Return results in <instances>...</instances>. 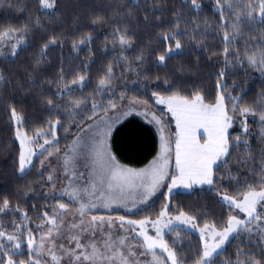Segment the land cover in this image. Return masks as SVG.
<instances>
[{"label": "snow or ice", "instance_id": "obj_1", "mask_svg": "<svg viewBox=\"0 0 264 264\" xmlns=\"http://www.w3.org/2000/svg\"><path fill=\"white\" fill-rule=\"evenodd\" d=\"M187 2L191 3L194 10L203 7L198 0H186ZM37 3L42 11L49 10L51 15L56 14V0H37ZM160 3L162 0H153L152 3L144 0V4L153 14ZM140 7V0H129L128 8L117 15L128 20L135 19L132 9ZM20 10L23 11V8ZM214 11L220 17L224 43L221 55L225 69L233 64L243 66L246 62L248 66L264 74V37L251 45V51L245 47L243 54L238 47H233L235 41L244 35L242 25H247L253 30L256 24L264 25V0H215ZM102 19L104 18L97 16L93 23H99ZM181 20L182 17H178L173 22L175 31L158 37L167 44L164 54L157 57L160 65H164L166 59L174 54H182L183 45L177 36L186 33L180 31ZM143 21L150 22L148 14L143 16ZM36 27L40 25L37 23ZM198 27L197 25V29ZM30 30L27 24L19 28L0 27V58H11L10 63H16L22 46L27 43ZM113 39L118 41L122 48L132 47L126 27L123 30L118 28ZM91 40V35H85L74 41L72 47L79 50L81 45H86ZM55 46L62 44L60 39L53 35L42 45L40 55L34 61L33 71L39 68L48 50ZM124 59L128 70L131 71V63ZM135 59L143 63L144 57L139 55ZM217 75L220 78L217 81V89L220 91L217 92L215 103H205L204 95L199 91L191 96L178 91L167 96L155 91L151 93L155 103L166 105L168 113L175 120V141L173 147L172 142L161 134L160 155L148 168L140 170L121 165L108 142L113 125L119 119H113L108 113L114 112L119 106L111 96L107 98V102L99 97L105 96L109 91L115 95L112 81L116 76L112 65L108 66L106 73L99 79L95 94L85 97H72L77 87L84 86L85 75L77 74L70 83L61 75L60 79L64 84L56 95L69 98L60 111L66 112L67 118L72 120L76 127H80L85 119L92 121L81 128L80 134L73 138L62 154L56 134V128L63 127L59 118L49 120L46 128L37 129L33 135H29L23 130V114L18 112L15 106L9 105L11 119L17 125L15 138L20 147L17 171L24 174L30 167H35L33 157L37 156L39 150L40 155L47 152V157L39 161L42 169L45 168L48 157H62V175L66 183L63 189L56 191V181L59 177L54 178L53 171L47 175V182L52 190L44 193V196L56 200L57 203L51 212L45 209L41 213V222L37 224L39 242L33 235V230L24 223L30 220L28 213L18 205L14 207L7 197L0 200V214L20 215L19 222H10L12 231H8L0 223V264H188L180 258L174 247L175 242L170 245L164 236L165 230L169 233L178 231V225L197 229V218L194 215L181 210L177 215L171 216L169 202L164 203L155 219L146 217L126 220L124 216L113 218L92 212L99 208L110 210L114 204L120 206L133 196L134 191L139 192L140 203H145L161 187H166L170 196L179 186L191 189L194 185L214 186L220 182L223 187V181H235L240 185L228 165L232 152L241 147L245 148L246 152L236 161L238 170L247 169L259 179L251 182L245 179L241 185L242 190L237 191L236 195L217 192L228 206L229 213L222 226L218 227L215 222H205L198 228L202 247L191 264H215L216 258L230 238L246 239L247 245L239 248L235 261L228 260L225 264H264V156L259 158V166L256 167L257 158L252 155L253 150L249 142L242 140L240 135L233 137L229 133L234 117L239 115L244 118L241 122L242 134L251 135L247 118L253 117L258 118L261 128L259 135L264 139V96L260 98V102L251 106L243 105L241 96H233L227 92V85L223 83L225 70H220ZM5 80L4 70L0 68V85H3ZM16 83L19 86V82ZM119 100L127 101V111L122 112L123 116L131 115L136 105L148 103L135 98L128 99L126 93H121ZM226 100L232 103L226 105ZM46 104L50 110L57 107L52 99H47ZM88 112L90 114L85 116ZM101 112L104 113L103 116L100 115ZM137 114L146 115L147 111ZM76 117H79V121ZM152 121L160 126L163 133V122L154 114ZM71 127L70 124L64 131L67 133ZM49 135L51 139L46 138ZM41 139L43 143H39ZM33 145L37 146L35 150ZM173 156L176 174L170 176L168 168ZM80 167L85 171H80ZM218 172L223 175L217 176ZM166 179H170V185L164 184ZM64 197H67V202H61ZM233 210H236L237 214H233ZM239 213H242L243 217ZM66 216L68 219H65ZM115 228L119 229L117 234L113 232ZM149 228L154 234H149ZM25 248L26 252H23L22 249ZM157 249L166 255H158ZM254 249L259 251V256ZM149 255L151 260L141 259Z\"/></svg>", "mask_w": 264, "mask_h": 264}, {"label": "trees", "instance_id": "obj_2", "mask_svg": "<svg viewBox=\"0 0 264 264\" xmlns=\"http://www.w3.org/2000/svg\"><path fill=\"white\" fill-rule=\"evenodd\" d=\"M152 2L153 0H149V3ZM198 3L202 4V9L194 10L186 0H162L153 14L144 4V0H140L141 7L132 9L135 19L128 20L117 13L128 8L129 0H56L55 15H51L49 10L42 11L37 0H0V27L19 28L27 24L31 29L16 63H10L11 58H0V68L6 76L5 82L0 85V200L7 197L14 207L18 205L28 213L30 220L24 223L33 230L36 238L39 237L37 224L41 222L42 211L47 209L51 212L57 201L44 196V193L51 191V186L47 182V175L41 170L39 155L33 158L35 167H30L24 174L17 171L20 147L15 138L16 127L10 116L9 105L15 106L17 111L23 114V130L29 135H33L37 129L46 128L49 120L59 118L63 127L56 128L58 147L64 149L77 131L90 120L85 119L80 127H76L72 120L67 118L68 114L60 111L69 98L56 95L63 88L61 75L69 83L77 74L85 75L84 86L77 87L72 94L73 98L85 97L95 94L99 79L106 73L108 66L112 65L116 76L112 81L115 95L109 91L99 99L107 102V98L111 96L115 102H120L119 95L126 93L128 98L147 101L156 108L154 97L151 95L153 91L160 95H170L178 91L188 96L199 91L206 101H213L220 91L217 89V81L220 79L217 73L224 69L226 75L223 83L227 85V92L233 96H241L243 105L251 106L260 102V98L264 96V74L248 66L246 62L243 66L233 64L225 69L221 55L224 48L222 28L219 14L214 11L215 0H198ZM145 14L149 15L148 23L143 21ZM97 16L104 19L94 24L93 20ZM178 17H182L180 31L186 33L177 36L183 45L182 54H174L166 59L164 65H160L157 57L164 54L167 44L158 37L175 31L173 22ZM37 23L40 27H36ZM125 27L130 34L131 48H122L118 41L113 39L116 30H123ZM241 27L244 35L235 41L233 47H238L243 54L245 47L251 51V45L264 37V25H254L255 30L247 25ZM53 35L60 39L62 46L51 47L39 68L33 71L34 61L39 57L42 45ZM85 35H91V42L81 45L79 50H74L73 42ZM139 55H143V63L135 59ZM124 58L131 63V71L128 70ZM47 99H52L57 105L55 110L48 108ZM225 103L230 105L232 101L226 100ZM229 112L231 115L230 108ZM89 114L90 112L84 115ZM102 114L103 112L100 113ZM243 119L236 115L229 133L233 137L240 135L242 140L249 142L253 150L252 155L257 158L255 166L258 167L259 158L264 156V139L259 135L260 124L258 118L248 117L251 135H243ZM76 120L79 121V117H76ZM70 124L72 127L66 133L64 129ZM46 138L51 139V136ZM109 138L116 157L130 165L144 164L157 150L158 141L154 126L135 114L122 115L113 125ZM42 141L43 139L39 143ZM245 152L243 147L236 148L228 165L240 185L235 181H223V187L218 182L214 186L175 190L168 197L164 188L147 206L140 209L138 215L154 216L165 202H169V213L183 210L194 215L199 224L215 222L218 227L222 226L229 209L217 192L236 195L237 191L242 190L241 185L245 179L249 182L259 179L247 169L238 170L236 161ZM221 175L222 172L217 173V176ZM61 202H67V199L64 197ZM233 214H237L236 210H233ZM13 220L19 222V213L0 214V223L8 231H12L10 222ZM177 228L178 231L166 232L165 240L170 245L175 242L174 247L180 258L191 264L201 250L202 241L191 230ZM24 231L26 233V230ZM246 245V239L230 238L216 258L215 264L235 261L236 252ZM245 250L247 251L246 247ZM22 251L26 252V248ZM254 251L259 256V251Z\"/></svg>", "mask_w": 264, "mask_h": 264}, {"label": "rangeland", "instance_id": "obj_3", "mask_svg": "<svg viewBox=\"0 0 264 264\" xmlns=\"http://www.w3.org/2000/svg\"><path fill=\"white\" fill-rule=\"evenodd\" d=\"M216 95H215V98H214L213 101H206L205 100V103H209V104L215 103ZM165 96H167V95H165ZM128 99H133V98H128ZM154 100H155V98H154ZM116 103L118 104L119 107L114 112H109L108 113V115L110 117H112L113 119H116L117 117L120 118L122 116V112L127 111V107H126L127 101H120V102H116ZM145 110L147 111L146 115L145 114H137V113H144ZM132 114L137 115L141 119L145 120L146 122L151 123L154 126V128L156 130V134H157V141H158L156 153L153 155V157H151L147 162H145L142 165H130V164H127V163H123L117 157L116 158H117V160L119 161V163L121 165H124V166H126L128 168H132V169H135V170H140V169L148 168L152 164V162L157 158V156L160 155L161 134H163V136L167 137L172 142L173 147H174L175 132H176L175 120L171 117V114L168 113L166 105H157L156 104V108H153L148 103H147V105H136L135 106V111ZM153 114L163 122V133H161V131H160V126L157 125L154 121H152V115ZM229 114H230V112H229ZM103 115H104V113L101 116H103ZM90 123H92V121H89L86 125L83 126V128L86 127ZM15 127L17 128L16 124H15ZM80 132H81V129L79 131H77V133L70 139V141L67 144V146L71 144L73 138L76 135L80 134ZM201 133H202V130H201ZM108 142L110 144V138H109ZM18 143H19V141H18ZM42 143H43V141H42ZM67 146L64 149H60V153L61 154L66 151ZM36 147H37L36 145H33L34 150L36 149ZM46 147H48V146H46ZM110 147H111V144H110ZM111 151H112L113 155H115L112 149H111ZM38 155L40 156L41 160H44L45 157H47V152H45L44 155L41 156L39 150H37V156ZM33 158H35V157H33ZM61 162H62V157H56V156L48 157V160L46 161V164H45V168H43V169L41 168V170L43 172H45L46 175H48V173L50 171H53L54 172V178L56 176L59 177V179L56 181V191H59V190L63 189V187H64V185L66 183L65 178L62 175ZM79 170L80 171H85V169H83L82 167H80ZM168 172H169L170 176L176 174L175 164H174V156H173L172 161H170ZM170 183H171L170 179H166L164 181V184L166 186L170 185ZM203 186H207V185H203ZM193 187H196V186L194 185ZM164 188H166V187H161L156 192V194L151 196V197H149L147 202H145V203H140V198H141L140 194H139L138 191H134L133 192V196L129 197L120 206H117V205L114 204L111 207L110 210L106 209V208L94 209L92 214L103 215L105 217L112 216L113 218H115L117 216H124L126 220L127 219L139 220V219H144L146 217L150 218V219H155L158 216V214H159V212L161 210L159 212H157V214H155L154 216H151V215L148 216V214H146L147 216L146 215L142 216V215H138V213L140 212V209H142L145 206H147L157 196V194L160 193ZM175 190H190V189H185L182 186H179L176 189H174L173 191H175ZM165 195L167 197L169 195L168 192H167V188H166ZM65 198L67 199V197H65ZM169 214L171 216H175V215L178 214V212L169 213ZM239 215L241 217H243L242 213H239ZM65 219H68V217L66 216ZM196 223H197L198 228H199V227H202L205 222L202 223V224H199L198 222H196ZM177 227L191 230L192 232L196 233L200 237L198 228L197 229H193V228L187 227L185 225H178ZM113 232H114V234H117L119 232V229L115 228V229H113ZM166 232H167V230H165V234H166ZM149 234H154V232H153V230L151 228H149ZM164 238H165V236H164ZM37 242H39V237H37ZM156 252H157L158 255H166L164 253H161V250H159V249H157ZM141 259L142 260H151V256L149 255L147 257H141Z\"/></svg>", "mask_w": 264, "mask_h": 264}]
</instances>
